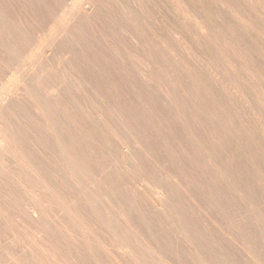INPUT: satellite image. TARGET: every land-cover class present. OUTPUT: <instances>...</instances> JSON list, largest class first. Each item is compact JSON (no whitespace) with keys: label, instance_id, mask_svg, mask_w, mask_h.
<instances>
[{"label":"rangeland","instance_id":"374dc122","mask_svg":"<svg viewBox=\"0 0 264 264\" xmlns=\"http://www.w3.org/2000/svg\"><path fill=\"white\" fill-rule=\"evenodd\" d=\"M2 1L0 38L16 39L27 55L37 45L30 18L44 22L42 32L75 15L76 32L91 36L88 45L64 38L43 59L56 68L72 55L77 73L69 81L86 118L78 121L79 148L93 157L87 168L97 176L91 184L105 188L108 168L123 177L121 185L106 172L113 201L143 242L99 232L105 249L123 252L124 264H264V0H213L207 14L197 12L196 1L171 0L177 18L156 3L157 17L144 15L135 29L97 0L82 16L80 0ZM7 79L0 77V95ZM130 177L140 195L130 191ZM125 226L114 230L126 235ZM144 244L160 261H146ZM90 250L94 260L84 264H117L97 244ZM0 253V264H28L10 242H0ZM34 253L47 264H68L48 248Z\"/></svg>","mask_w":264,"mask_h":264},{"label":"bare ground","instance_id":"6f19581e","mask_svg":"<svg viewBox=\"0 0 264 264\" xmlns=\"http://www.w3.org/2000/svg\"><path fill=\"white\" fill-rule=\"evenodd\" d=\"M18 1L21 3L22 0ZM97 1L112 16L127 20L134 29L145 22L144 15L157 17L153 4L166 8L174 18L179 14L178 8L167 7L173 5L171 0ZM187 1L198 2L197 12L206 14L213 3V0ZM3 2L1 0L0 4ZM94 3V0H80L78 16L91 14ZM5 15L6 12H2V17ZM76 18L70 15L42 32L44 22L30 18V24L34 26L31 38L36 39L37 45L28 55L16 39L0 38V77H8L6 88H2L0 95V242H10L28 264L49 262L48 259L41 262L35 255V249L41 248L53 251V259L60 263L84 264L94 260L90 250L92 244L103 249L113 262L124 264L119 257L123 252L105 249L106 240L97 235L99 232L113 234L114 241L129 242L134 236L135 243L143 242L129 223L131 220L128 222L126 211L112 199V177L110 179L106 172L114 171L115 182L119 180L122 185L120 172L115 168L102 171L105 188L91 184V178L97 176L87 168L93 157L82 153L79 148L82 143L80 134L84 130L78 121L86 118L72 93L70 74L77 73L72 55L58 59L56 68L43 59L64 38L72 37L77 43L88 45L87 39L91 36L76 32ZM10 25L18 28L14 22ZM144 26L151 30L153 27L149 23ZM137 38L145 44L142 36ZM150 49L156 48L152 46ZM144 51L140 57H146ZM79 80L86 82L82 76H78ZM89 84L91 86V82ZM91 88L94 104L96 92ZM72 114L78 119H72ZM87 120L90 132H96V121L91 116ZM90 143L92 147L93 139ZM121 153L129 154L124 148ZM128 186L131 192L142 193L133 179ZM118 222L126 225V235L114 230ZM24 236L31 239L36 248L28 246ZM148 245L144 244L150 255L146 261H160ZM117 256L119 259L115 258ZM3 258L0 253V259ZM132 262L138 261L134 258ZM7 263L13 264L11 260Z\"/></svg>","mask_w":264,"mask_h":264}]
</instances>
